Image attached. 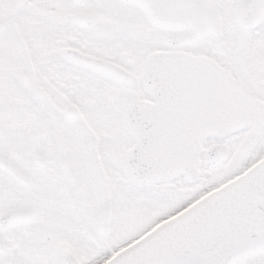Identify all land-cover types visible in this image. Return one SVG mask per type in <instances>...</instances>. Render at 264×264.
Listing matches in <instances>:
<instances>
[{
    "label": "snow or ice",
    "instance_id": "obj_1",
    "mask_svg": "<svg viewBox=\"0 0 264 264\" xmlns=\"http://www.w3.org/2000/svg\"><path fill=\"white\" fill-rule=\"evenodd\" d=\"M0 264H264V0H0Z\"/></svg>",
    "mask_w": 264,
    "mask_h": 264
}]
</instances>
